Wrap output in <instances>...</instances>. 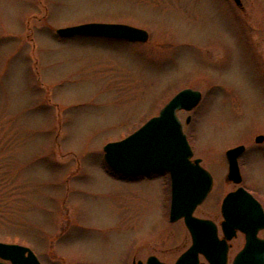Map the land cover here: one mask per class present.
<instances>
[{"label":"rangeland","instance_id":"obj_1","mask_svg":"<svg viewBox=\"0 0 264 264\" xmlns=\"http://www.w3.org/2000/svg\"><path fill=\"white\" fill-rule=\"evenodd\" d=\"M241 1L234 15L229 0H0V241L28 246L42 264L150 254L173 264L191 238L168 218V176L119 179L102 155L186 86L202 98L178 116L213 176L194 214L221 220L220 199L234 188L224 150L239 143L241 184L264 202V141L252 148L264 135V0ZM84 22L149 37L55 33ZM231 243L228 264L243 237Z\"/></svg>","mask_w":264,"mask_h":264},{"label":"water","instance_id":"obj_2","mask_svg":"<svg viewBox=\"0 0 264 264\" xmlns=\"http://www.w3.org/2000/svg\"><path fill=\"white\" fill-rule=\"evenodd\" d=\"M240 4V0H235ZM60 36H99L117 39L146 41L144 28L120 22H84L56 29ZM197 89L185 87L175 93L159 110L139 128L119 140L103 145V158L113 171L138 175L156 170L169 173L171 199L169 219H183L191 237L190 246L173 264H206L199 261L203 254L209 264H227L228 245L236 230L244 233V245L235 254L231 264H264V239L257 236L264 227V210L250 192L239 186L227 193L222 201L221 222L224 238L217 236L215 223L193 215L195 207L212 188L213 179L200 164V158L191 160L193 151L182 129L176 110H190L200 100ZM263 135L256 137L261 141ZM242 144L225 151L229 167L227 178L234 183L241 181L237 163L243 151ZM8 261V262H7ZM147 264H168L151 255ZM0 264H42L28 246L0 241ZM138 264H141L140 261Z\"/></svg>","mask_w":264,"mask_h":264},{"label":"flooded vegetation","instance_id":"obj_3","mask_svg":"<svg viewBox=\"0 0 264 264\" xmlns=\"http://www.w3.org/2000/svg\"><path fill=\"white\" fill-rule=\"evenodd\" d=\"M228 5H229V11L231 12V13H233L234 15H235V13H236V10H241V11H243V4H242V1L240 0V4H237L236 3V1H234V0H229V2H228ZM228 7V6H227ZM237 15V14H236ZM119 41H126V40H119ZM256 52H258L259 53V51H258V48H256ZM187 87V86H186ZM182 88H184V87H182ZM182 88H180V89H182ZM180 89H178V91L180 90ZM198 90V89H197ZM200 91V90H199ZM200 93H201V91H200ZM175 94V93H174ZM201 98H202V93H201ZM201 98H200V100H201ZM200 100H199V102H200ZM199 102L195 105V106H197L198 104H199ZM194 106V107H195ZM193 107V108H194ZM193 108H191L190 110H192ZM190 110H186V109H184V108H180V109H177L176 110V114H177V116H178V112L179 111H190ZM159 111V110H158ZM158 111H157V113H158ZM178 118H179V116H178ZM190 115H187L186 116V118H185V122H189L190 121ZM180 119V118H179ZM180 121H181V119H180ZM144 122V121H143ZM142 122V123H143ZM141 123V124H142ZM182 123V122H181ZM141 124H139V125H141ZM139 126H137L136 128H138ZM182 127H183V125H182ZM258 135H263V134H260V133H258V134H256V135H254L253 137H254V143H255V145L254 146H252V148L253 149H261L262 148V146H261V143L264 141V135H263V139L261 140V141H257L256 140V137L258 136ZM240 144H242L243 146H244V149H243V151L238 155V157H237V163H238V167H239V171H240V175H241V181L239 182V183H234L232 180H229L228 178H227V174H228V167H229V163H228V159H227V157H226V154H225V151L227 150V149H229V148H231V147H234V146H237V145H240ZM248 150V148H247V146L245 145V144H243V143H239V144H236V145H232V146H230V147H228V148H226L225 150H224V159H225V162H226V164H225V169H224V171L226 172L225 173V177H224V179H225V181H228L229 183H232L233 185H234V188L233 189H231V190H228L224 195H223V197H221V199H220V202H219V212H220V215H221V220L219 221V223H217L214 219H212V218H210V217H201V216H198V215H195L194 214V212H193V215H195V216H197V217H199V218H205V219H210V220H212L214 223H215V225H216V228H217V236H218V238H220V239H222V238H224V233H223V231H222V226H221V222L223 221V219H224V217H223V214H222V211H221V205H222V201H223V198H224V196L227 194V193H229V192H231V191H234V190H236L239 186H242L244 189H246L248 192H250L251 194H252V196H254L259 202H260V204H261V206H262V208H263V210H264V202H263V200H262V198H261V196H259L258 194H256L252 189H250V188H247V187H245L244 185H242L241 183H242V180H243V175H242V173H241V166H240V163H241V157L245 154V152ZM194 158H197V157H193V155H192V157L190 158L191 160H193ZM198 158H200V157H198ZM200 164H201V158H200ZM202 165V164H201ZM203 166V165H202ZM208 170V169H207ZM209 171V170H208ZM210 172V171H209ZM161 175H167L168 176V182L166 183V187L168 188V201L170 202V199H171V184H170V180H169V173L167 172V171H163V170H156V171H153V172H149V173H147V174H141V175H136V178L138 179V180H142V179H145V178H147V179H152V178H155V177H158V176H161ZM211 176H212V174H211ZM212 179H213V176H212ZM212 186H213V184H212ZM212 189V188H211ZM211 191V190H210ZM210 191L208 192V194L205 196V198L195 207V209H194V211L196 210V208L206 199V197L209 195V193H210ZM169 202H168V204H169ZM168 210H169V205H168ZM176 221H178V220H176ZM189 232V231H188ZM260 232H264V227L263 228H261V229H259V231H258V233H257V236L258 237H261V238H263L264 239V234L261 236L260 235ZM238 234H240L242 237H243V244H244V233L243 232H241L240 230H236V233H235V235L231 238V239H228V240H226V242H227V245H228V251H227V257H228V255H229V250L233 247V245H232V243H231V240L232 239H236L237 237H238ZM191 238V237H190ZM191 244V243H190ZM243 244L241 245V247L237 250V252L242 248V246H243ZM190 246V245H189ZM188 246V247H189ZM187 247V248H188ZM186 248V249H187ZM185 249V250H186ZM236 252V253H237ZM182 253V252H181ZM180 253V254H181ZM179 254V255H180ZM151 255H154V254H150V255H148L146 258H145V260L143 261V260H141V259H137V260H132V262H131V264H138V262L140 261V263L141 264H147L146 262H147V259H148V257L149 256H151ZM154 256H156V255H154ZM157 257V256H156ZM200 257H203V259L204 260H201L200 259ZM159 259V258H158ZM160 260V259H159ZM162 261V260H161ZM199 261L201 262H205L206 264H209V262L207 261V259L204 257V255L203 254H200L199 255ZM164 262V261H163ZM166 263V262H165ZM227 264H228V261H227Z\"/></svg>","mask_w":264,"mask_h":264}]
</instances>
